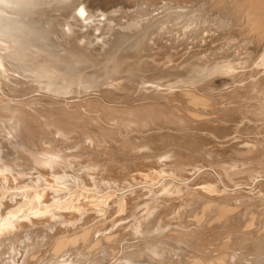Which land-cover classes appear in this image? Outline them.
<instances>
[{"label": "bare ground", "instance_id": "bare-ground-1", "mask_svg": "<svg viewBox=\"0 0 264 264\" xmlns=\"http://www.w3.org/2000/svg\"><path fill=\"white\" fill-rule=\"evenodd\" d=\"M99 1L101 2V0H0V122L4 128V130H0V161L3 160L2 165L5 170L1 169L3 172L0 173V184H2L1 188L4 187L6 191L11 189L13 195H18L19 192L12 191L17 187L30 189V193L27 191L28 193L23 195L24 200H28L26 207L21 205L14 207L15 209H10L9 199L7 198L8 201L4 199L1 192L0 264H5V262H8L7 264H40L41 261L38 262V260L42 258L36 259L35 251L38 247L36 248L37 245L34 244L38 240L34 242L35 239L31 240L32 236L38 234L37 237L41 238L39 236L41 234L43 238L48 239L53 235V230H56L57 224L64 225L65 223L70 228L78 229L80 226L78 230L84 229L81 230V233L78 231L80 233L78 235H76V231L70 234L72 236L75 234L73 237H68V235L57 237L67 233V230L53 235L54 238H57H55L56 241H54L52 248L51 257L53 258L51 262L46 264H264V187H261L263 184L258 181L260 185L253 192L256 197H251L253 193L249 191L250 194L252 193L251 198L242 197L246 194L242 192V196L239 192L236 193L240 195L235 196L237 195L235 194L232 197L229 195L225 197L226 193L223 196H209L210 192L198 193L200 191L196 192V190L199 187H195L194 192L191 190L193 193L190 196L191 199L187 200L188 203L183 202L181 204L179 201L181 206L177 207L178 209L174 208L178 204L172 203L173 206L170 204V200L168 203H155V207L139 219L134 217L135 219L130 220L132 218L129 217L130 219L127 218L129 221L120 223L119 221L123 220L124 217L122 219L117 217L113 220L115 223L111 220L113 225L106 223L107 225L98 226L96 234L99 235L96 236L97 238L93 235L90 237L91 230L86 229L88 226L83 223L81 225L79 221H82L93 211L103 215L107 213L106 204L109 199L107 196L102 197L104 194L100 195L93 188H85L86 192L93 190L89 192L91 193L89 197L82 194L83 196L80 198L72 192L73 197L71 196L72 200L70 201L66 199L68 193L64 194L66 197L64 195L54 196L55 198L52 196L57 190L53 193L50 188L58 186L56 173L59 170L55 173V168L59 166L70 168L73 161L76 162L73 164L74 166L93 165L90 160L89 162L84 158V149L87 146L85 143L86 140H93L94 134L97 133L96 136H99L98 132H104L105 128L100 129L102 127L98 128V122L89 121L88 116H93L89 113L87 116L85 112L95 109L98 102L103 106V112L98 114L102 116L104 121L115 120L132 123L134 120V123H137L142 119L144 122L141 121L143 124L140 122L141 125H139L141 132L155 129L156 122L151 117L161 115L163 120L173 122L175 126L192 123V125L203 126L205 130H212L211 132H218L219 135H223L227 127L217 128L214 123L217 120L230 117L229 115L233 113V110L232 108L216 109L215 104L209 103L207 98L215 101V88L229 81L231 84L239 83L243 77L252 78L254 73H258L259 68H264V0H108L110 5L107 7H101ZM202 43L208 46L203 51L200 50ZM249 44L258 47L259 52L255 51L256 53H254L251 48L249 50ZM248 57L251 58V66L256 70L253 72L251 71L252 68L245 73L249 64ZM219 77H222L221 81L216 82L215 79ZM256 77L259 78L260 76ZM259 83L264 84V75ZM132 87H135V90L131 89ZM32 90L42 92L41 94L37 93L40 95L39 101L41 100L40 102L45 108H34L33 111H29V105L24 103L25 101H19L17 98L19 103L16 101L12 103L9 98L7 99L9 95L15 99L18 96L27 95ZM199 94L207 98L200 97ZM227 96L229 94L226 95V99ZM229 97L233 100L237 98L233 92ZM78 98L80 99L77 101ZM46 101L58 105L48 107ZM175 101L182 102V104L185 102L187 103L186 108L190 105L194 110L189 109L184 112L183 109V113L180 114L169 105L171 109L163 111L162 108H165L166 103L173 104ZM24 104L28 105L27 109L24 108ZM216 113L218 118L212 116ZM156 120L158 119L156 118ZM99 122L103 123V121ZM119 122L116 123L119 124ZM118 132L117 134L121 135V132ZM152 135L163 136L157 131ZM180 135L181 143L185 142L188 146V154L191 150L193 151L191 153H197L196 156L198 153L201 154L202 158L210 156L211 153L222 156V154L229 151L233 152V150L239 154H243L244 150H249L243 149L244 147L237 149L234 146L224 148L213 145L212 143L216 140L212 142L211 139L203 137L199 133L192 132ZM145 137H147L146 134ZM94 139L96 140V138ZM112 139L107 140L108 147H111L110 141ZM146 139L148 138H144L142 141L145 142ZM9 140H11L10 143ZM136 140L138 141V139ZM114 141L116 140L114 139ZM120 141L119 144H121ZM150 141L151 139L146 140V143L140 145L138 150L151 149ZM70 142H73V145L69 146ZM178 142L180 143V140ZM174 143L173 145H176ZM181 143L180 146H178L179 144L174 146V148L180 147L179 150L175 149L177 152L181 149L183 144ZM90 144H88L89 149H91ZM114 144H112V148ZM208 144L211 147H208ZM98 145L102 146L101 142ZM65 146L68 147L65 148ZM172 146L168 148L170 151V148L173 149ZM102 147L98 148L105 150L106 147ZM94 150L95 148L91 149L89 154ZM13 151L17 153V157L9 160L11 154L14 153ZM102 152L104 151L102 150ZM165 153L167 155L168 152ZM89 154L85 157L91 154L96 155L94 153ZM130 154L132 155V153ZM102 155L107 156L106 154ZM150 155H147L148 158ZM155 156L159 157L158 155ZM80 157L83 158L80 159ZM123 157L125 158V156ZM134 157L132 156V158ZM136 157L134 158L135 161ZM18 158L22 161L16 162ZM104 158L106 159V157ZM100 159L102 160V158ZM111 159L114 160V157L112 156ZM117 159L120 158L117 157ZM170 159L169 161L173 160ZM174 159L177 160H173L169 164L175 168L174 172L182 174L187 167L184 169L183 166L191 164L186 159L181 160L180 158L178 160V157H174ZM257 159V162L264 168V159ZM127 160L123 159L126 162ZM144 160L140 161V164ZM233 160L225 165H217L220 171L217 175H215V171L212 172L213 174L210 173L213 177L206 172L207 176L202 177L206 183L203 185L211 184L210 181L214 179L219 183L217 186H222L223 190L227 192L226 186L228 185L224 184L223 177L231 180L236 173L238 168L234 167L233 163L236 164V160ZM155 161L149 165L142 164L144 167L147 165V174L145 171V173L141 172L143 166L138 163L139 159L137 164L140 167L131 163L133 168H129V170L138 171L140 173L138 175L141 177L149 178L155 174L154 171L161 165ZM116 162L118 163V161ZM107 163L104 162V165ZM18 166H26L27 171H34L35 177L31 172L17 169L15 171L14 168ZM122 166L125 168V165ZM85 168H87L86 171L90 170L88 167ZM110 168L108 171L114 169V167ZM10 169L12 172H9ZM93 169L91 168L90 171ZM201 169L202 167L199 168V170ZM164 170L167 172L168 169ZM171 170L172 168L169 171ZM232 170L234 171L231 172ZM254 170L256 169L254 168ZM247 171L249 172V169ZM85 172L74 176L66 174L63 178L75 185H88L87 181L91 180L92 183V177L96 175L94 173L97 171L86 172V174ZM162 172L160 170V173ZM256 173L257 171H255ZM25 175L29 177L32 175L33 178L30 177L31 180L26 182ZM97 175L101 179L102 174L97 173ZM159 175L161 176V174ZM175 177H180V175ZM34 178L35 180H32ZM111 180L115 181L113 178ZM201 181L199 184H202ZM116 182L119 183L120 179L118 181L117 178L114 183ZM134 182L132 186L135 187ZM176 182L177 180L174 181V184H177ZM41 186L50 187L47 189ZM127 186L130 187L126 183ZM233 187L236 190L237 186L234 185ZM25 192L26 189H24ZM228 192V194L231 193L229 190ZM60 193L58 192V195ZM72 193L70 194L72 195ZM116 193L119 192L116 191ZM111 194L110 198H112ZM139 195L141 194L136 196L135 201ZM185 195L183 199L186 197ZM84 196L85 198L82 199ZM11 198L14 199V196ZM168 198L174 199V197ZM62 199H66L65 201L68 202H64ZM33 200L37 202L36 206L35 203L34 206H31V203L35 202ZM124 200L121 202L122 204ZM127 206L126 203V206H123L124 209L131 211L132 206ZM136 206L134 205V207ZM135 209L138 210L137 207ZM121 211L119 213H122ZM142 211L141 209L139 212ZM87 212L89 213L87 214ZM119 213L113 215L117 216ZM110 216L112 215L105 217L109 218ZM100 221L101 224L105 223L104 220ZM67 226L65 229L69 228ZM131 236L135 239L134 242ZM77 241L83 243L79 251L76 248L73 249ZM18 244L20 246L25 245V248H21V250L20 247L18 248ZM67 247L70 249L67 250ZM64 250L65 252L62 253Z\"/></svg>", "mask_w": 264, "mask_h": 264}, {"label": "rangeland", "instance_id": "rangeland-1", "mask_svg": "<svg viewBox=\"0 0 264 264\" xmlns=\"http://www.w3.org/2000/svg\"><path fill=\"white\" fill-rule=\"evenodd\" d=\"M103 1V2H102ZM105 1H107V2H105ZM100 5H101V7H107V6H109L110 5V2L108 1V0H101V2L99 1L98 2ZM131 10H133V8H131ZM106 45V44H105ZM207 45L205 44V43H202V47L200 48V50H204L205 48H208V46L206 47ZM248 48H249V50H250V48L254 51V53H258L259 52V48L257 47H254L253 45H251V44H249L248 45ZM256 51V52H255ZM257 55V54H256ZM256 57V56H255ZM253 58V57H252ZM248 60H249V64H248V67L246 68V71H245V73L246 72H249L252 68H253V70H251V71H253L254 72V70H256V68H254L253 66H251L252 65V63H251V58H249L248 57ZM249 70V71H248ZM260 70H262V71H260ZM263 73V74H262ZM259 74V75H258ZM261 74V75H260ZM263 75H264V68H259V71H258V73L257 74H255L254 73V75H253V77L251 78V77H243V79H241V81L238 83V82H236L235 84H231V81H229V82H226L225 84H222V85H220V86H218L217 88H215L214 89V95L216 96V99H214L215 101H212V99H209V98H207L206 96H204V95H200V97H203V98H207V100H209L208 102L209 103H212V104H215V106H216V109L218 108V109H222V108H224V110L225 109H231L232 108V112L233 113H231L229 116L230 117H228V118H223V119H220V120H217L215 123H214V125H216L217 126V128H221L222 126L223 127H227L226 128V131L224 130V133L225 134H223V135H219L218 134V132H211L212 130H205V129H203L204 127L203 126H197V125H192V123L191 124H184L183 126H178V125H174L173 124V122L172 123H170L169 121H167V120H163V117L161 116V115H159V116H156V115H154V117L152 116L151 117V119L152 120H154L156 123H155V125H154V127H155V129H151V130H145V131H143V132H141V130L139 129V125H141L140 124V122L141 121H143L142 119L140 120V122L138 121V120H135V121H138L137 123L135 122L134 123V120H133V122L132 123H130L129 121H121V122H119V121H115V120H108V121H104L103 119H102V116H99V114L101 113V112H103V106L101 105V103L100 102H98L97 104V106H96V108H100V110H96V108L95 109H90V111L88 112H85V114L87 113V116H88V113H89V115L90 114H92V116L93 117H91V115L90 116H88L89 117V121H93V122H98L97 123V125H98V128H100V127H102V128H100V129H104L105 128V131L103 132H101V131H99L98 132V134H99V136H100V138H101V140H100V138H98L97 139V137H99V136H96L97 135V133L96 134H94V138H96V140L93 138V140H86L87 142H88V144H90V147H91V149L93 150L94 148H95V150L94 151H92L91 153H94V154H96V155H94L93 156V154H89V152L91 151V149H89V146H88V144H87V142L85 143V145H87L86 147H85V152H84V158L86 159V161H89L90 163H92L93 165H85V167H88L90 170H91V168L93 169L94 167H96V169H93L92 171H88V172H90V173H93V172H95V171H97V172H95L94 173V175L95 176H93L92 177V183H91V180H89V181H87V183H88V185H81V184H77V185H75L73 182H71V181H68V180H64V175H66V174H68L69 176H74L75 174H83L85 171H86V169L87 168H85L84 166H80V165H73V164H76V162L75 161H73L72 162V166L70 167V168H68L67 166H59V167H57V168H55V173H56V179H57V185L59 186H55L54 188L52 187V188H50L51 189V191L53 192H55L56 190L60 193L61 191H62V189H64L63 190V192L62 193H60L59 195H58V192L56 191V193H54V195L52 194V196L54 197V196H56V197H59L60 195L61 196H63L65 193L67 194V200L68 201H70V200H72V198H71V196L73 197V193H74V195H77V196H83V195H86L87 197H89L90 195L89 194H91V193H89V192H92L93 190H87V192H88V194H87V192H86V190H85V188H93V189H95V191L97 192V193H99L100 195L101 194H104L102 197H106L107 196V198H109L108 199V203L106 204V208L108 209L107 211V213H105L104 215L103 214H101V213H99V212H97V211H91L92 213H90V215L88 214L89 212H87V214L89 215H87L82 221H79V223L82 225V223L86 226H88L86 229H90L91 230V234H90V237H92V235L94 236V237H96L97 235H99V234H96V230H97V228H98V226H103V225H107L106 223H109V225H113L115 222L113 221L115 218H120V219H122L123 217V220H121V221H119L120 223H123V222H125L126 220L127 221H129L128 219H130V218H132V219H130V220H133V219H135L136 217H138V219L140 218V217H142L146 212H148L149 210H152V208L153 207H155V203H157V204H160V203H168V201L170 202V204H172V203H175V205H177L178 204V206H174L173 204V206H174V208L176 209L177 207H179V206H181V204L183 203V202H185V203H188V201L191 199V195H192V193L194 192V188L195 187H199V189L198 190H196V192H198V191H200V192H198V193H203V194H205V193H209L210 192V194H209V196L210 195H212V196H223L225 193V197H227L226 195H229L230 197H232L233 195H235V194H237L236 192H239L240 194H237V195H235V196H238V195H240V196H242L243 194L242 193H246L245 195H243L242 197H244V198H251V197H256V194H254L253 192L255 191V189L257 188V186L258 185H260V184H263V186L261 185V187H264V176H263V174H264V168L257 162L258 161V159L257 158H260V159H264V146H262V145H264V136H262V135H264V84H260L259 83V81L260 80H262V77H263ZM256 76H260L259 78H257ZM221 78L222 77H219V78H216L215 79V81L216 82H218V81H221ZM227 78V77H226ZM225 78V79H226ZM255 79V80H252V79ZM257 78V79H256ZM244 82H243V81ZM248 80V81H247ZM253 81V82H251V81ZM240 83H242L241 85L243 86H241L240 85ZM258 83V84H257ZM236 85V86H235ZM225 86H226V88H225ZM228 86V87H227ZM3 87V86H2ZM3 88H5V86L3 87ZM230 88H232V89H230ZM5 89H7V88H5ZM131 89H134L135 90V87H132ZM262 89V90H261ZM174 91H176V90H174ZM177 91H179V89H177ZM235 91V92H234ZM263 91V92H262ZM35 92V93H34ZM42 93L41 91L39 92V91H34V90H32L30 93H28L27 95H24V96H18V97H15V99H14V97L13 96H7V99L9 98V100L13 103H15V101L16 102H18V100L19 101H25L24 103H27L28 105H29V107H31V105H33L31 108H29L28 107V105L26 106L25 104H24V108L25 109H27V107H28V109H29V111H33V109L35 108V109H40V108H45L44 106H43V104H42V102H40L39 101V96L40 95H38V93ZM232 92L234 93V94H236V96H237V98H235L234 100L231 98V97H229L231 94H232ZM258 93V94H257ZM32 94H34L33 96H32ZM227 94H229V96H227V99L225 98L226 97V95ZM257 94V95H256ZM92 95H95L94 93H92ZM30 96V97H29ZM247 96V97H246ZM23 97V98H22ZM28 97V98H27ZM34 97V98H33ZM37 97V98H36ZM258 97V98H257ZM17 98H18V100H17ZM21 100H20V99ZM36 98V100H34ZM252 98V99H251ZM47 99V98H46ZM80 98H78L77 99V101L79 100ZM27 100V101H26ZM33 100H34V102H33ZM49 100V99H48ZM32 101V103H30ZM72 101V100H71ZM73 101H76V100H73ZM220 103H218V102ZM231 101V102H230ZM235 101V102H234ZM38 102V103H37ZM40 102V103H39ZM45 102V101H44ZM216 102V103H215ZM245 102V103H244ZM258 102V103H257ZM19 103V102H18ZM51 103V101H46V104L48 105V107H50L51 105H58V104H50ZM181 103V104H180ZM221 106V107H218L219 105ZM39 105H41V106H39ZM166 106H165V108L163 107L162 109H163V111L165 110V111H167L168 109H171L170 107H169V105L175 110V111H177L178 113H183V109H184V112L185 111H187V110H194L193 108H191V106L190 105H188V107L186 108V105H187V103H185V102H183V104H182V102H179V101H175L173 104L172 103H166L165 104ZM259 105V106H258ZM35 106V107H34ZM190 106V107H189ZM38 107V108H37ZM184 107V108H183ZM42 108V109H43ZM178 108V109H177ZM207 108H212V107H207ZM262 108H263V110H262ZM31 109V110H30ZM215 109V108H214ZM251 109V110H250ZM179 110V111H178ZM182 110V111H181ZM100 111V112H99ZM94 112V113H93ZM262 112V113H261ZM99 113V114H98ZM217 113L216 114H213L212 116L213 117H215V118H218L217 117ZM94 116H96L95 118H94ZM98 116V117H97ZM99 117H101V118H99ZM161 117V118H160ZM98 118V119H97ZM156 118L158 119V120H156ZM100 119V120H99ZM102 119V120H101ZM160 120V121H159ZM91 121V122H92ZM99 121H103V123L102 122H99ZM115 121V123H113ZM131 121V120H130ZM163 121V122H162ZM219 121V122H218ZM114 124H112V123ZM116 122H119V124L118 123H116ZM126 122V124H123V123H125ZM129 122V123H128ZM144 122V121H143ZM250 122V123H249ZM263 122V123H262ZM103 124V126H102V124ZM104 123H106V124H104ZM107 123H108V125H107ZM142 123V122H141ZM168 123V124H167ZM218 123H220L221 124V126H220V124H218ZM232 123V124H231ZM256 123V124H255ZM143 124V123H142ZM166 124V125H165ZM172 124V125H171ZM218 124V125H217ZM224 124H226V125H224ZM228 124V125H227ZM112 127H111V126ZM105 126H107L108 128H106ZM109 126H110V128H109ZM114 126H115V128H114ZM175 126V127H174ZM178 126V127H177ZM185 126V127H184ZM104 127V128H103ZM121 127V128H120ZM129 127V128H128ZM163 127V128H162ZM222 127V128H223ZM237 127V128H236ZM118 130H117V129ZM178 130H177V129ZM113 129V130H112ZM0 130H4V128L2 127V123L0 122ZM115 131H117V132H115ZM118 131H120L121 133V135H119V134H117V133H119ZM152 131H153V133L155 132V131H157L158 133L160 132V133H162L163 134V136H157V135H152L153 133H152ZM165 132V133H164ZM168 132V133H167ZM199 133L200 135H203V137L205 136V137H207V138H209V139H211L212 140V142L213 141H215V142H213L212 144L213 145H219V146H223L224 148H230V147H236L237 149L238 148H240V147H244L243 149H249L248 151L247 150H244L243 151V154H239V153H236L234 150H233V152L232 151H229L228 153H227V155H226V153H224V154H222V156H221V154H216V153H211V155L210 156H206L205 158H202V155L201 154H199L198 153V155L196 156L195 154H197L196 152L195 153H191V152H193V151H189V154H188V146H187V144H185V142H182L181 143V135L180 134H186V133ZM173 133V134H172ZM210 133V134H209ZM227 133V134H226ZM254 133V134H253ZM3 134V133H2ZM126 134V135H125ZM142 134V135H141ZM145 134H146V136L147 137H145ZM150 134V135H149ZM169 134V135H168ZM176 134V135H175ZM205 134V135H204ZM209 134V135H208ZM212 134V135H211ZM120 136V138H117L116 139V137H119ZM128 135V136H127ZM216 135V136H215ZM234 135V136H233ZM236 135V136H235ZM254 135H255V137H254ZM135 136H137L136 138H135ZM244 136V137H243ZM249 138H248V137ZM112 137H114V139L116 140V141H114V139H112ZM179 137V138H178ZM211 137V138H210ZM259 139H258V138ZM129 138V139H128ZM144 138H148V139H151V141H153V142H151L150 141V144H151V149H144V150H138V147L140 146V145H142L143 143H146V140H148V139H146L145 140V142H143L142 140L144 139ZM172 138V139H171ZM213 138V139H212ZM215 138H217V139H215ZM230 138V139H229ZM109 139H112V141H110V145H111V147H108L109 145V143H107L108 141H109ZM122 139H125V140H122ZM136 139H138V141L136 140ZM140 139V140H139ZM106 142H105V141ZM108 140V141H107ZM120 140H122V141H120ZM163 140H165V141H163ZM180 140V143L182 144V146H181V149H180V151H176V150H179V148L180 147H175L174 148V146H176V145H178V146H180V143L178 142ZM90 141V142H89ZM97 141H98V143L99 142H101V144H102V146L106 143L107 145H104L103 147L102 146H100V145H98V143H97ZM119 141L121 142V144H119ZM134 141H136V142H134ZM159 141V142H158ZM168 141H170V142H168ZM175 143H174V142ZM218 141V142H217ZM11 142V140H9V143ZM104 142V143H103ZM111 142H112V144H114V143H116V144H118V145H116V144H114L113 145V148H112V144H111ZM118 142V143H117ZM155 142H157V143H155ZM224 142V143H223ZM136 143V144H135ZM173 143L174 144H176V145H173ZM215 143V144H214ZM217 143V144H216ZM239 143H240V145H239ZM248 143V144H247ZM251 145H250V144ZM138 144V145H137ZM161 144H163V145H161ZM169 146H168V145ZM243 144V145H242ZM262 144V145H261ZM68 145H69V143H68ZM71 145H73V142H70V145L69 146H71ZM92 145V146H91ZM116 145V146H115ZM129 145H131L132 147H130ZM165 145V146H164ZM173 145V146H172ZM209 145V144H208ZM247 145V146H246ZM256 147H255V146ZM94 146V147H93ZM96 146V147H95ZM173 147V149L172 148H170L171 149V151L168 149L169 147ZM246 146V147H245ZM68 146H65V148H67ZM88 147V148H87ZM93 147V148H92ZM98 147H102V148H105V150L104 149H100V148H98ZM123 147V148H122ZM184 147V148H183ZM208 147H211V145H209ZM252 147V148H251ZM87 148V149H86ZM117 148H119V149H117ZM125 148H126V151H124L125 150ZM129 148V149H128ZM178 148V149H177ZM186 148V153H185V151H184V149ZM100 149V150H99ZM106 149H107V152L110 154V156H109V154L107 153V152H105L106 151ZM114 151V153H113V151ZM116 149H117V151H116ZM121 149V150H120ZM123 149V150H122ZM127 149H128V151L130 150H134V151H127ZM176 149V150H175ZM183 149V151H181ZM263 149V150H262ZM64 150H66V149H64ZM71 150V149H70ZM69 150V151H70ZM75 150V149H74ZM73 150V151H74ZM87 150V151H86ZM89 150V151H88ZM102 150L104 151V152H102ZM138 150V151H137ZM151 150H153V151H151ZM175 150V151H174ZM262 150V151H261ZM68 151V152H69ZM82 151V150H81ZM99 151V152H98ZM122 151H123V154H122ZM170 151V152H169ZM14 152V151H13ZM87 152V153H86ZM96 152V153H95ZM101 152H102V154H108L107 156H104V155H102L101 154ZM116 152V153H115ZM118 152H120V154H118ZM126 152V153H125ZM134 152H136V153H134ZM147 152V153H146ZM165 152H168L167 153V155H166V153ZM180 152V153H179ZM248 152V153H247ZM81 153V152H80ZM113 153V154H112ZM130 153H132V155L130 154ZM141 153V154H140ZM153 153V154H152ZM175 153H178L177 155L175 154ZM185 154V156H184V154ZM18 154H19V152H18ZM90 155V156H88V157H85V156H87V155ZM131 156H130V155ZM136 155L135 157H136V161H135V157H134V155ZM146 154V155H145ZM151 154V155H150ZM160 154V155H159ZM168 154H171V155H168ZM173 154H174V157L175 158H177L178 157V160L181 158V160H185L186 159V161H189V162H191V164H189V165H185V166H183L184 167V169H185V167L187 166L188 167V169H187V167H186V171H184V172H182V174L179 172H174V170H175V168H173V167H171V166H169V164L170 163H172L173 162V160L174 161H176L177 159H174V157H173ZM180 154H182V155H180ZM196 156V158H195V156ZM245 154H247V155H245ZM82 155H83V153H82ZM102 155V156H101ZM117 155V156H116ZM120 155H123V156H125V158L123 157V156H121L120 157ZM128 155V156H127ZM138 155H139V157H138ZM141 155V156H140ZM143 155H145V156H143ZM147 155H150L149 157L151 158V156L153 157V159H152V162L153 161H155V159H156V157L157 156H155V155H158L159 157H157V159H156V163H159V164H161L159 167H160V169H158L157 168V170L156 171H154L155 172V174H153L151 177H152V179H154V180H152L151 179V177L149 176V178L148 177H141L140 175H138V171L136 172V171H134V170H129V168L130 169H132L133 167H132V165H131V163L133 164L134 163V165L136 164V165H138L137 167H140V165L141 166H143L142 164H144L145 165V163L147 164V165H149V164H151L152 162H151V159L150 158H148V156ZM187 155V156H186ZM193 155V157H191ZM218 155H220L219 156V158H218ZM224 155V156H223ZM243 155V156H242ZM112 156L114 157V160H112L111 158H112ZM130 156V157H129ZM132 156L134 157V158H132ZM147 156V157H146ZM155 156V157H154ZM169 156V158H171V159H173L172 161H169V158H167V157ZM198 156H199V158H198ZM259 156V157H258ZM15 157H17V153L16 152H14V153H12L11 154V156L9 157V160H12V159H14ZM91 157V159H89ZM97 157H99V158H97ZM104 157H106V159L104 158ZM110 157V158H109ZM117 157H119L120 159H117ZM141 157H142V160H144L145 158V160L143 161V162H141V164H140V161H142V160H140L141 159ZM162 159H161V158ZM185 157V158H184ZM187 157V158H186ZM189 157V158H188ZM215 157V158H214ZM83 157H80V159H82ZM100 158H102V160L100 159ZM104 158V159H103ZM129 158V159H128ZM166 158V159H165ZM198 158V159H197ZM208 158H209V160H208ZM228 158V159H227ZM96 159H98V161H96ZM107 159H109L108 161L111 163V162H114V163H107L108 161H106ZM112 161H111V160ZM123 159H128L127 160V162L126 161H123ZM130 159H132V160H134V161H132V160H130ZM138 159H139V162H138ZM165 159V160H164ZM170 159V160H171ZM233 159H235L236 161H235V163L236 164H234L233 163V165H235L234 167L235 168H238L237 169V171H236V173L232 176V178H231V180L229 179V178H227V177H223V181H224V184L225 185H228V186H226V189H228L229 191H231V193L230 194H232V192L233 191H235V192H233V194L232 195H230V194H228L229 192H228V190H227V192L226 191H224L223 189V187L222 186H220V185H218L217 186V184H219L218 182H216L214 179L213 180H211L210 182H211V184H209V185H203L205 182H204V180L202 179V177H204V176H207L205 173L207 172L208 173V175H210V173L211 174H213L212 172L213 171H215L216 172V174L215 175H217V173L220 171V169H219V167L217 166V165H225V164H227L228 162H231V160L232 161H234ZM100 160V161H99ZM162 160V161H161ZM164 160V161H163ZM191 160V161H190ZM222 160V161H221ZM238 160V161H237ZM240 160V161H239ZM242 160V161H241ZM17 161H22V160H19V158L16 160V162ZM116 161H118V163L116 162ZM123 161V162H122ZM159 161V162H158ZM167 161V162H166ZM2 162H3V160L2 161H0V173L2 174V170L1 169H3V165H2ZM12 162H14V161H12ZM88 162V163H89ZM104 162L105 163H107L106 165L108 166V168H110V166H111V168L110 169H112V167H114V169H112V170H109L108 171V168L106 169V165H104ZM125 162V163H124ZM136 162V163H135ZM137 162L140 164H137ZM148 162V163H147ZM154 162V163H155ZM193 162V163H192ZM212 162V163H211ZM240 162V163H239ZM244 162V164H241V163H243ZM246 162V163H245ZM89 163V164H90ZM100 163V164H99ZM117 163V165H115ZM123 163V164H122ZM128 163V164H127ZM20 165H21V163H19ZM18 164V165H19ZM96 164V165H95ZM130 164V165H129ZM9 165H11L10 163H9ZM110 165V166H109ZM119 165V166H118ZM121 165V166H120ZM122 165H125V168L122 166ZM133 165V166H134ZM147 165H146V167H141V169L143 170V171H141L142 173H145L146 172V170L148 169V167H147ZM163 165V166H162ZM79 166H80V168H79ZM105 166V169H103V167ZM167 166V167H166ZM169 166V167H168ZM195 166V167H194ZM202 167V169L201 170H199V168H201ZM204 166V167H203ZM61 167V168H60ZM62 167H64L63 169H62ZM77 167V168H76ZM119 167H120V169H119ZM121 167H123V168H121ZM164 167V168H163ZM166 167V168H165ZM190 167V168H189ZM194 167V168H193ZM199 167V168H198ZM248 167V168H247ZM76 168V169H75ZM82 168V169H81ZM103 169V171H102V169ZM116 168H118L117 170H116ZM144 168V169H143ZM172 168V170L171 171H169L170 169ZM204 168V169H203ZM212 168V169H211ZM246 168V169H245ZM254 168L256 169V170H254ZM263 168V169H262ZM24 170V171H26V172H31L32 173V175L35 177V174H34V171H31V170H29V171H27V167L26 166H23V167H21V166H18V167H16V168H14V170L15 171H17V170ZM66 169V170H65ZM98 169V170H97ZM99 169H101L100 171H99ZM124 169H125V171H124ZM164 169H168L167 170V172L164 170ZM197 169H198V171H197ZM240 169V170H239ZM249 169V172L247 171ZM4 170V169H3ZM104 170H106V171H104ZM159 170V171H158ZM160 170H161V172L162 173H160ZM190 170H192V171H190ZM5 171V170H4ZM84 171V172H83ZM86 171V172H87ZM145 171V172H144ZM234 170H232L231 172H233ZM254 171V172H253ZM255 171H257V173L255 174ZM258 171H259V173L261 172H263L262 173V175H261V173L259 174L258 173ZM9 172H12V170L10 169V171ZM77 172V173H76ZM86 172H85V174H86ZM87 172V173H88ZM105 173V174H103V173ZM194 172V173H193ZM243 172H245V173H243ZM248 172V173H247ZM250 172H253L252 174L250 173ZM59 173V174H58ZM97 173L98 174H102L101 176V179L100 178H98V175H97ZM134 173V174H133ZM164 173V175H162ZM176 175H175V174ZM183 173H184V175H183ZM113 174V175H112ZM117 174V175H116ZM137 174V175H136ZM140 174V173H139ZM145 174H147V172L145 173ZM159 174H161V176L159 175ZM192 174V175H191ZM203 174H205V175H203ZM32 175L30 176V177H32ZM112 175V176H111ZM128 175V176H127ZM180 175V177H175V176H179ZM249 175V176H248ZM250 175H252V176H250ZM253 175H255L254 177H253ZM58 176V177H57ZM111 176V177H110ZM119 176V177H118ZM130 176H133V177H131L130 178ZM172 176V177H171ZM192 176V177H191ZM210 176H212L213 177V175H210ZM248 176V177H247ZM258 176V177H257ZM28 175H25V179H26V182H29V179L31 180V178H30ZM104 177V178H103ZM116 177V178H115ZM164 177V178H163ZM185 177V178H184ZM191 177V178H190ZM246 177H247V179H246ZM250 177H251V180H250ZM33 178V177H32ZM108 178H110V179H108ZM111 178H113L115 181H117V178H118V181H119V179H120V182L119 183H114L115 181H112L111 180ZM124 178V179H123ZM130 178V179H129ZM160 178V180H158ZM162 178V179H161ZM170 180H169V179ZM189 178V179H188ZM224 178H226V179H224ZM249 178V179H248ZM253 178H254V180L256 181V183H255V181L253 180ZM122 179V180H121ZM126 179V180H125ZM145 179H147V180H145ZM164 179H165V182H164ZM199 179V180H198ZM228 179H229V181H228ZM32 180H35V178L34 179H32ZM62 180V181H61ZM111 180V181H110ZM124 180V181H123ZM127 180H129L128 182H130L131 181V183H128L127 182ZM134 180H135V182H134ZM142 180H143V182H142ZM150 180V181H149ZM175 180H177V184H174V181ZM202 180V181H201ZM227 180V181H226ZM248 180V181H247ZM60 181H61V183H60ZM109 181V182H108ZM137 181V182H136ZM140 181V182H139ZM160 181V182H159ZM197 181V182H196ZM200 181H201V183L202 184H199L200 183ZM214 181V182H213ZM246 181V182H245ZM260 183H258V182ZM261 181V182H260ZM91 184H90V183ZM106 182V183H105ZM121 182H123V184H121ZM133 182H134V184H135V187L134 186H132L133 185ZM145 182V183H144ZM148 182H150V183H148ZM169 182V183H168ZM227 184H226V183ZM231 182V183H230ZM235 182H236V184H235ZM239 182V183H238ZM240 182H243V183H240ZM59 183V184H58ZM111 183V184H110ZM126 183H127V185H130V187L129 186H127L126 187ZM161 183V184H160ZM207 183H209V182H207ZM212 183H213V185H212ZM230 183V184H229ZM234 183V184H233ZM245 183H248L247 185L245 184ZM255 183V184H254ZM61 184H64V185H61ZM116 184H118L117 186H116ZM139 184V185H138ZM170 184V185H169ZM206 184V183H205ZM240 184H242L241 186H239ZM244 184V185H243ZM251 184V185H250ZM61 185V186H60ZM111 185H113V186H111ZM123 185H125V186H123ZM159 185V186H158ZM164 185V186H163ZM232 187H231V186ZM235 185V187L237 186L238 187V190H237V187H236V190H234V186ZM245 185H246V187H245ZM254 185V186H253ZM1 186H2V184H0V188H1ZM83 186V187H82ZM121 188H120V187ZM139 186V187H138ZM140 186H143V187H140ZM147 186V187H146ZM149 186V187H148ZM172 188H171V187ZM190 187V188H187V187ZM230 186V187H229ZM253 186V187H252ZM41 187H44V188H49L50 186H41ZM114 187V188H113ZM154 187V188H153ZM157 187V188H156ZM167 187V188H166ZM170 187V188H169ZM173 187H175L174 189H173ZM207 187H208V189H207ZM210 187V188H209ZM239 187H240V189H239ZM18 188V189H17ZM16 189H12V191H14V192H19V193H17L18 195H16V194H14L13 195V193L11 192V189L10 190H8L7 189V191L5 190V188L4 187H2L1 189H0V195L2 194V196L4 197V199H6L7 201H8V199H9V201L8 202H10V209H15L14 207H17V206H23L24 205V207H26L25 205H27V202H28V200L27 199H25L24 200V194H27L28 192L30 193V189H27L26 187H23V188H20V187H17ZM68 188H69V190H70V188H71V191H69L68 190ZM108 188V189H107ZM112 188V189H111ZM121 190H123V191H121ZM125 188V189H124ZM137 188V189H136ZM187 188V189H186ZM193 188V189H192ZM212 188V189H211ZM20 189V190H19ZM24 189H26V192L24 193ZM49 189V190H50ZM53 189H55V190H53ZM61 189V190H60ZM77 191H76V190ZM80 189V190H79ZM83 189V190H82ZM115 189V190H114ZM131 189V190H130ZM132 189H134V190H132ZM144 189V190H143ZM163 189V190H162ZM171 189V190H170ZM176 189V190H175ZM181 191H180V190ZM196 189V188H195ZM242 189H244L243 191H242ZM250 189V190H249ZM254 189V190H253ZM19 190V191H18ZM74 190V191H73ZM104 190V191H103ZM162 190V192L159 194V192ZM179 190V191H178ZM191 190H193V192H191ZM213 190H215V191H217V192H214V193H212L211 191H213ZM233 190V191H232ZM21 191H23V192H21ZM28 191V192H27ZM114 191V192H113ZM116 191L117 192H119V193H116ZM128 191V192H127ZM131 191V193H133V194H131V193H129ZM134 191V192H133ZM156 191H158V192H156ZM170 193H169V192ZM173 191V192H172ZM189 191V192H188ZM220 191H223L222 193L220 192ZM252 192L251 194H250V192ZM2 192V193H1ZM4 192H6V193H4ZM72 193V195L70 194V193ZM78 192V194H76ZM83 192V193H82ZM101 192V193H100ZM105 192H107L106 193V195H105ZM123 192H124V195H123ZM167 192H168V194H167ZM205 192V193H204ZM242 192V193H241ZM248 192V193H247ZM10 193H12L11 195H10ZM23 193V194H22ZM112 193V194H111ZM121 193H122V195H121ZM134 193H135V195H134ZM166 193V194H165ZM186 194L185 196L186 197H184V199L187 201H185L184 199H183V196H184V194ZM21 194H22V196H21ZM83 194V195H82ZM110 194L112 195L111 197L112 198H110ZM127 194H129L130 196H128ZM138 194H141V195H139L137 198V201H135V199H136V196ZM158 194V195H157ZM164 194V195H163ZM68 195H70L69 197H68ZM115 195V196H114ZM116 195H117V198H116ZM248 195V196H247ZM250 195H251V197H250ZM5 196H7V197H5ZM14 196V199H12L11 197H13ZM65 197H66V195H64ZM131 196H133V197H131ZM147 196V197H146ZM154 196V197H153ZM179 196H180V199H179ZM1 197V196H0ZM65 197H61V198H65ZM80 197V198H81ZM113 197H115L114 199H113ZM123 197H126V198H123ZM140 197V198H139ZM157 197H159V198H156ZM162 197V198H161ZM168 197H174V199L173 198H168ZM8 198V199H7ZM16 198V199H15ZM55 198V197H54ZM85 198V196L82 198V199H84ZM128 198V199H127ZM134 199V201H132L133 199ZM153 198V199H152ZM17 199H19V200H17ZM66 199H62L64 202H68V201H65ZM125 199V200H124ZM144 199V201H145V203H143L144 201H142L141 202V200H143ZM147 201H146V200ZM157 201H156V200ZM15 200V201H14ZM124 200V202H123V204L121 203L122 201ZM131 200V201H130ZM166 200V201H165ZM24 201H26V202H24ZM33 201H35V200H33ZM32 201V202H33ZM112 201H114V202H112ZM172 201V202H171ZM177 201V202H176ZM179 201H181V204H180V202ZM15 202V203H14ZM31 202V201H30ZM111 202V203H110ZM120 202V203H119ZM138 202V203H137ZM25 203V204H24ZM34 203H35V206H36V204H37V202L35 201V202H33V204L31 203V206H34ZM126 203L128 204V206L127 207H131L132 206V204H134L136 207H137V209L138 210H136L135 208L136 207H134V205L132 206V208H133V211H132V208H131V211H130V209H127V210H125L124 209V207L123 206H126ZM132 203V204H131ZM141 203H142V205H141ZM152 203V204H151ZM177 203V204H176ZM123 205V206H121V205ZM129 204H130V206H129ZM138 204H140V205H138ZM149 204V205H148ZM14 205V206H13ZM154 205V206H153ZM120 206V207H119ZM140 206V207H139ZM148 208H147V207ZM143 207H144V209H143ZM115 208H117V209H115ZM263 208V207H262ZM124 209V210H123ZM141 209L143 210L142 212H139V211H141ZM146 209V210H145ZM178 209V208H177ZM111 210V211H110ZM120 210H122L121 212L122 213H119V211ZM129 210V211H128ZM114 212V213H113ZM126 212V213H125ZM127 212H128V215H126L127 214ZM136 212V213H135ZM100 215H99V214ZM117 213H119L117 216H114L115 214H117ZM124 213V214H123ZM137 213H139L138 215H137ZM97 216H96V215ZM114 214V215H113ZM130 214H132V215H130ZM134 214V215H133ZM92 215V216H91ZM109 215H112V216H110L109 218L108 217H105V216H109ZM130 215V216H129ZM137 215V216H136ZM68 216V215H67ZM130 217V218H129ZM135 217V218H134ZM94 218V219H93ZM107 218V219H106ZM128 218V219H127ZM88 219V220H87ZM93 219V220H92ZM106 219V220H105ZM87 220V222H85ZM92 220V221H91ZM94 220H97L96 222L94 221ZM100 220H104V222L105 223H103V224H101L102 222L100 221ZM111 220L114 222H112L111 223ZM172 220V219H171ZM91 221V222H90ZM80 224H78V225H80ZM119 224V223H118ZM61 226H63L64 228H62ZM66 223L64 224V225H62V224H57L56 226H55V228H56V230H53V235H55V234H57V233H63V232H65L66 230L68 231L67 233H64V234H61V235H59V236H57L58 238L60 237V236H67L68 235V237H73L72 235H70V234H73V233H75V231H76V235H78V233L80 232L81 233V230L82 229H84V228H82V229H80V230H78L79 228H80V226H78L79 228L77 229V228H70V226L68 225L67 227H69V228H67V229H65L66 228ZM91 226V227H90ZM92 226H96L95 227V229H94V227H92ZM59 228V229H58ZM40 230V229H39ZM94 230V232H92ZM61 231V232H60ZM71 231V232H70ZM79 231V232H78ZM79 233V234H80ZM53 235H51V237L50 238H48V239H46L45 237V239L41 236V234H39V236L41 237V238H39V237H37L38 236V234H36V235H33V236H35L34 238H33V236H32V238H31V240L32 239H35V240H33L34 242L35 241H37V242H35L34 244L35 245H37L36 246V248H37V250L35 251V254H36V259L38 260V258H42L41 260H38V262H40L41 261V263L40 264H46V263H49V262H51V259L53 258V257H51L52 256V248H53V245H54V241H56V239L53 237ZM37 237V238H36ZM52 237H53V239H55V240H53L52 239ZM98 237V236H97ZM96 237V238H97ZM39 238V239H38ZM96 238L94 239V241L96 240ZM131 238H133V236H131ZM42 239V240H41ZM19 240V239H18ZM47 240V241H46ZM33 241H31L32 243H33ZM135 241V239L133 238V242ZM19 242V241H18ZM40 243V245H38ZM50 243V244H49ZM53 243V244H52ZM77 243V244H76ZM75 243V247H73V249H78V251L80 250V248L82 247V245H83V243L81 242V241H77ZM45 244V245H44ZM52 244V245H51ZM82 244V245H81ZM32 245V244H31ZM35 245H33V246H35ZM51 245V246H50ZM81 245V246H80ZM20 247V249L21 248H25V245H22V246H20V244H18V248ZM49 249V250H48ZM70 249V247H67V250H69ZM22 250V249H21ZM39 251V252H38ZM49 251V252H48ZM51 251V252H50ZM37 252V253H36ZM65 252V250L62 252V253H64ZM45 254V255H44ZM40 255V256H39ZM43 255V256H42ZM45 257V258H44ZM49 257H50V259H49ZM8 262H5V264H7Z\"/></svg>", "mask_w": 264, "mask_h": 264}]
</instances>
